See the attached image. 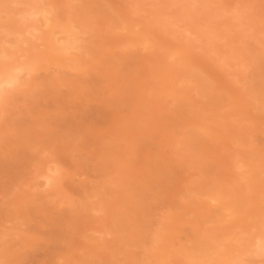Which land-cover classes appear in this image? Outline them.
Instances as JSON below:
<instances>
[{"label":"rangeland","instance_id":"obj_1","mask_svg":"<svg viewBox=\"0 0 264 264\" xmlns=\"http://www.w3.org/2000/svg\"><path fill=\"white\" fill-rule=\"evenodd\" d=\"M0 1L12 11L24 6ZM53 1L65 22L70 0ZM142 1L77 0L91 29L83 70L51 66L9 93L0 111V264H187L188 251L206 237L225 241L230 257L246 252L240 261L264 264L236 242L264 234V0H203L206 9L193 20L215 31L213 41L189 37L184 20L172 35L154 28L155 49H118L120 39L134 37L117 30L119 20L144 26L155 11L181 7L167 1L171 9L163 11L162 0H146L140 15L131 14ZM225 6L244 9L245 26L232 28ZM10 23L21 24L5 16L0 33ZM30 42L33 53L43 51L41 41ZM177 47L190 70L181 73L179 64L178 74H195L205 92L182 93L187 84L169 82L167 52ZM172 86L177 99L162 98ZM152 87L159 89L147 92ZM194 121L214 130L196 132V157L173 143ZM240 160L251 170L249 183L240 180ZM47 164L61 169V190L36 179ZM218 193L223 198L209 199ZM164 225L159 261L152 239Z\"/></svg>","mask_w":264,"mask_h":264},{"label":"bare ground","instance_id":"obj_2","mask_svg":"<svg viewBox=\"0 0 264 264\" xmlns=\"http://www.w3.org/2000/svg\"><path fill=\"white\" fill-rule=\"evenodd\" d=\"M24 1L25 2H19V0H14L15 3H17L19 5H24L22 9H20V10L17 9V11L9 10V8H10L9 3L11 4V2L3 3L0 1V21H3L5 16H8V17L16 16V17H18V20L21 23L20 25L18 24L17 26L12 24V23L1 26V27H3L2 28L3 31L0 33L1 34L0 35V111L3 109V106L8 101V98L10 97L9 95L11 94L10 93L11 91L13 92V90H16V89L20 90V88L25 86L24 78L26 79L27 77H30V76L32 77V75L38 74L37 72H40V70H47L48 68H51V66L54 68L55 67H58V68H63V67L70 68L71 67L72 70L73 69L83 70L82 66L85 65V61H84L85 58H83V57H85V56L88 57V55L91 54V53H89V48L85 44L86 38L84 37V35L88 34L91 29H90L89 25H87L88 23L86 21H84V19H85L84 18L85 17L84 11H86V9L81 8L83 5L81 7H79V4H81L82 2L77 4V0H76V3L74 5L75 0H70L68 5H69V8L71 10H70L69 14L67 13L68 14V17L66 16L67 20L63 23H60L61 21H60V18L56 12V7H55L53 0H24ZM79 1H82V0H79ZM144 1H146V0H144ZM144 1H142L141 4H138L136 6H133V7L131 6V10H132L131 14H138L139 13V15H140V12L142 11V8H143L142 5L143 6L145 5ZM150 1L155 2L156 0H150ZM167 1L173 2V4L175 6L179 4V7H180V5H181L182 11L179 12L181 7L179 8V11H177V12L175 11V12H172L169 14L161 13V11H159L160 13L155 11L150 16L151 20L147 24L144 23L145 24L144 26H141V25H143V23H141V22L140 23L135 22V24H134L133 22L125 21L124 18H123V20L122 19L119 20V24L117 26L115 25L117 30H122V32H123V30L124 31L127 30V32L129 31L130 34L133 35L134 37L127 38L125 35L126 39H120L119 38L120 40L117 43L118 49H121V48L127 49L128 47H130V48L133 46L137 47L138 45L145 47V49L146 48L147 49L148 48L149 49L154 48L155 46H158V45L154 44V39H156L158 37V35H156V33L154 32V31H156V29L158 32H160L161 35L163 33L172 35V34H174L173 28L179 27V23L183 22L184 20H185V24L182 28L184 29L183 30L184 33L187 32L188 34L187 33L186 34L190 35L189 37L194 36V37H197V39H198L200 36H203V37L208 38L209 40L210 39L212 41L214 40V37H215V31L214 30H212V31L203 30L205 28L203 26L204 28L202 29L203 24L199 25L198 21L196 22L193 20L196 18V17H194L195 14L197 15L199 13H203L202 11H204V10H202V9L205 8L206 2H204L203 0H162L161 6H160L161 9H162L163 5H167ZM85 5H86V3H85ZM74 6L78 7L77 9H75V11L72 9ZM160 7H158V8H160ZM207 7L209 8V6H207ZM86 8H87V6H86ZM164 8H163V11L168 9L169 7H166L165 9ZM169 9H171V8H169ZM200 10H202V11L199 12ZM210 10H212L211 7H210ZM221 11H222L223 15L227 14L229 12H231L233 14L232 23H231L232 28L233 27H235V28L239 27L240 28L242 26H245V22L243 20L245 17L244 16L245 11L241 7H236L233 9V11L232 10L229 11L227 6H225V7H222ZM87 12L88 11H86V13ZM247 14H248V12H247ZM212 16H213V14H212ZM206 20L208 21V19H206ZM62 21H64V20H62ZM150 24H151V26L152 25L154 26L153 29L151 27L149 28ZM197 24H198V26H196ZM106 26H108V25H106ZM140 26H141V30H142L141 32L142 33H140V32L138 33L135 30L136 28H140ZM91 27H93V26H91ZM112 27H114V26H112ZM247 27H249V26H247ZM154 28H156V29H154ZM179 28H181V27H179ZM210 28H212V27H209V29ZM213 28H215V27H213ZM206 29H208L207 26H206ZM230 30H231V28H230ZM176 33H177V31H176ZM89 37H90V35H89ZM122 37H123V35H122ZM159 38H160V36H159ZM33 39L37 40V42L41 41L40 43L42 45H37V47L43 46V48H44L40 54L33 53L34 49L30 45V43H31L30 41H32ZM37 47H36V49H37ZM210 47H211V45H210ZM184 51H185V48H178L177 47V49H170L167 52L168 60L173 62L172 68L174 69V71L171 74L172 76L169 79V82L172 83L173 81H176V79H177V82H182V83H184L183 85L187 84L184 87L186 89L182 90V93L204 91L203 88L198 89L197 85L199 83L196 85L197 82L195 83V80L193 79L195 74L193 75V77L190 75H186V73H183L181 76L178 74L180 71H179V68L177 65H179V64L182 65L180 67L182 69L181 73L183 72L184 69L187 70L189 67V64H187V61H185V58L183 56H181V54H183ZM81 55H83V57H81ZM61 70H64V69H61ZM176 74H178L179 76ZM198 77H200V76H198ZM197 81L202 83L200 80H197ZM202 81L204 82V80H202ZM158 89L157 88L155 89L152 87V89H150L149 91L147 90V92H154ZM161 91L162 92L160 95L161 96L163 95L162 98H164L166 100L168 98H172V99L176 98L177 99V97H178V96L175 97L177 92H176V88H174L173 86L168 87L167 89L165 88L164 90H161ZM190 105H192V104H190ZM214 121H216V120H214ZM210 126H207L206 124H202L200 122L194 121L193 124H191V125H189L183 129L184 130V133L182 134L183 138H180L173 143L176 144L178 149H185V150L191 152L192 156L195 155V157H196V155L199 154L200 153L199 151H202V149H201V146L195 144V140L197 138H194V135L198 134L196 132H203L206 134H211V132H213L214 130H213V127H210ZM192 130H193V134L190 135L189 132ZM180 131H181V129H180ZM178 133H179V131H178ZM217 139H219V138H217ZM180 145H182V146L180 147ZM193 145H195L196 147ZM177 151H179V150H177ZM197 156H200V154ZM203 159H205V158H203ZM49 163H51V162H49ZM192 163H194V162H192ZM237 164H239L238 167L236 166L237 167L236 169L240 173L239 174L240 180H246V182L248 181V183L251 182V179H252V175L250 174L251 170H248L249 165L246 163V160H243V161L240 160L237 162ZM39 170L40 171L36 174V179L42 178L44 180L42 186L52 188V189H55V188L60 189L61 188L60 187V185H61L60 177L62 176V173H61V169L59 167H53V166L47 164ZM221 198H223V195H221L220 193L211 195L209 197V199H211L212 201H218ZM220 207H221V209H225L226 211H229V210H227L228 208L226 209V207H227L226 203L221 204ZM90 208L93 212L100 210V209H97L95 207H90ZM163 229L161 232L159 231V233L154 235L153 236L154 239H152V241H153L152 245L154 244L156 247L154 249L152 255H153V258L156 257V259L159 261L162 258V256L159 254L160 251L163 252V251H165L164 249L166 248V243L164 242L165 234L169 233V229L167 228L166 225L163 226ZM107 232H109V231H107ZM107 234H109V233H107ZM247 236L241 235V238L238 240L236 239L237 240L236 242L242 241V242H244V244L242 246H245V247L248 246V248L251 249L252 254L264 256V234L263 233L259 234V235L257 234L251 238L249 237L250 239L246 240V238H248ZM212 238L213 237H206L203 240V242H201V244L200 243L198 244L196 249H193L192 251H188L189 253L187 252L188 253L187 254L188 255L187 256L188 257V263L187 264H248V263H245L243 261H240L241 257L243 255H245L246 252L242 253V256H241V252H240V255H238L236 257H234V256L232 257V255H231V257H230V255L228 253H225L224 251H222L223 248L227 247L226 242L225 241H224L225 243L222 242L223 240L221 239L222 241L215 240L216 242L212 243V241H213ZM240 244H241V242H240ZM152 250L153 249H151V251ZM163 259H162V261H163Z\"/></svg>","mask_w":264,"mask_h":264}]
</instances>
